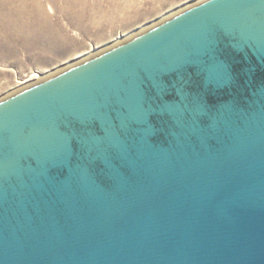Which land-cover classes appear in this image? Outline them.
<instances>
[{
    "label": "water",
    "instance_id": "1",
    "mask_svg": "<svg viewBox=\"0 0 264 264\" xmlns=\"http://www.w3.org/2000/svg\"><path fill=\"white\" fill-rule=\"evenodd\" d=\"M0 264H264V0H194L0 97Z\"/></svg>",
    "mask_w": 264,
    "mask_h": 264
},
{
    "label": "rangeland",
    "instance_id": "2",
    "mask_svg": "<svg viewBox=\"0 0 264 264\" xmlns=\"http://www.w3.org/2000/svg\"><path fill=\"white\" fill-rule=\"evenodd\" d=\"M22 1L0 0V97L194 0Z\"/></svg>",
    "mask_w": 264,
    "mask_h": 264
},
{
    "label": "bare ground",
    "instance_id": "3",
    "mask_svg": "<svg viewBox=\"0 0 264 264\" xmlns=\"http://www.w3.org/2000/svg\"><path fill=\"white\" fill-rule=\"evenodd\" d=\"M22 1V0H21ZM24 1V0H23ZM22 1V2H23ZM134 1V0H133ZM118 3V2H117ZM70 4V3H69ZM82 4H84V3H82ZM120 4V3H119ZM119 4L117 5L118 7H116V8H119L120 9V7L122 6L121 4H120V6H119ZM87 5V4H86ZM116 5V4H115ZM130 5V4H129ZM72 6H75V4L73 3V5ZM83 7H85V5L83 6ZM82 7V9H81V13L83 14V13H85L86 11L84 10V8ZM87 7V6H86ZM127 6H126V4H124L121 8H126ZM70 8V7H69ZM70 10V9H69ZM90 14V13H89ZM99 14V13H98ZM81 15V14H80ZM77 16V15H76ZM113 17V16H112ZM49 18V17H48ZM26 28V27H25ZM128 35V34H127ZM127 35H122L119 39H123V38H125ZM119 39H117V40H119ZM98 48H96V49H94L93 51H95V50H97ZM37 76H38V74H34V76H33V78L31 77V79L30 80H28V81H26L23 85H21V86H26V85H28V84H30V83H32V82H35V81H37V80H39V79H41V78H43L44 77V74H42L39 78H37ZM36 78V79H35ZM20 86V87H21Z\"/></svg>",
    "mask_w": 264,
    "mask_h": 264
}]
</instances>
